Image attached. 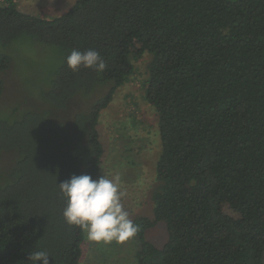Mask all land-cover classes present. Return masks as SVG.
Returning a JSON list of instances; mask_svg holds the SVG:
<instances>
[{
	"label": "trees",
	"instance_id": "1",
	"mask_svg": "<svg viewBox=\"0 0 264 264\" xmlns=\"http://www.w3.org/2000/svg\"><path fill=\"white\" fill-rule=\"evenodd\" d=\"M19 38L64 57L43 106L0 112V264H30L33 251L50 264H80L86 234L65 222L59 184L97 179L101 113L145 53L161 153L153 217L132 220L137 263L264 264V0H76L51 17L3 0L0 45ZM73 49L98 51L106 70L73 72ZM12 61L0 53V73ZM4 90L0 77V99ZM159 222L162 247L146 237Z\"/></svg>",
	"mask_w": 264,
	"mask_h": 264
},
{
	"label": "rangeland",
	"instance_id": "2",
	"mask_svg": "<svg viewBox=\"0 0 264 264\" xmlns=\"http://www.w3.org/2000/svg\"><path fill=\"white\" fill-rule=\"evenodd\" d=\"M75 1L15 0L19 9L47 17L62 14ZM0 53L13 58L10 68L0 73L5 85L0 112L10 115L12 109L23 108L25 102L26 106L30 104L29 100L43 106L41 93L62 62V50L37 39L19 38L9 47L0 45ZM150 58L145 53L135 59L134 75L117 90L113 101L102 111L98 124L105 154L97 179L106 174L118 183L123 193L121 202L131 220L138 216L153 217L152 193L157 184L156 164L161 153L158 114L144 96ZM5 158L7 162H2L3 166L9 163L10 156ZM85 234L80 264H138V238L123 244H103L89 241L86 231ZM146 237L162 247L168 239L166 224L157 223L146 232Z\"/></svg>",
	"mask_w": 264,
	"mask_h": 264
},
{
	"label": "clouds",
	"instance_id": "3",
	"mask_svg": "<svg viewBox=\"0 0 264 264\" xmlns=\"http://www.w3.org/2000/svg\"><path fill=\"white\" fill-rule=\"evenodd\" d=\"M73 72L81 67L94 69L98 74L106 70L107 64L94 49L80 51L73 49L66 58ZM66 201L62 215L70 226H76L87 233V239L96 243L123 244L135 237L139 225L135 224L121 202L123 193L119 185L106 174L98 179L91 175H73L59 184ZM50 255L45 251H33L30 264H50Z\"/></svg>",
	"mask_w": 264,
	"mask_h": 264
}]
</instances>
